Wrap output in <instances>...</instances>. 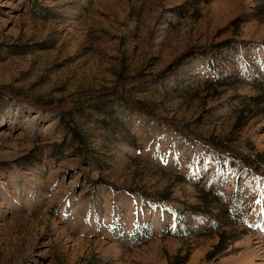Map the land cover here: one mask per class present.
I'll return each instance as SVG.
<instances>
[{
    "label": "rangeland",
    "instance_id": "rangeland-1",
    "mask_svg": "<svg viewBox=\"0 0 264 264\" xmlns=\"http://www.w3.org/2000/svg\"><path fill=\"white\" fill-rule=\"evenodd\" d=\"M0 264H264V0H0Z\"/></svg>",
    "mask_w": 264,
    "mask_h": 264
}]
</instances>
